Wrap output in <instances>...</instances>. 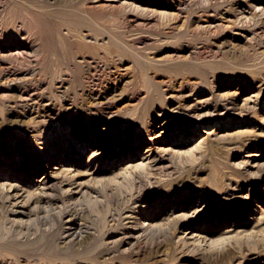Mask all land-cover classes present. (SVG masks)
I'll list each match as a JSON object with an SVG mask.
<instances>
[{"label":"rangeland","instance_id":"obj_1","mask_svg":"<svg viewBox=\"0 0 264 264\" xmlns=\"http://www.w3.org/2000/svg\"><path fill=\"white\" fill-rule=\"evenodd\" d=\"M12 1L0 264H264V0H34L75 18L49 58Z\"/></svg>","mask_w":264,"mask_h":264},{"label":"bare ground","instance_id":"obj_2","mask_svg":"<svg viewBox=\"0 0 264 264\" xmlns=\"http://www.w3.org/2000/svg\"><path fill=\"white\" fill-rule=\"evenodd\" d=\"M191 1V0H190ZM58 3V2H57ZM204 3V1H203ZM202 3V4H203ZM222 3V2H221ZM220 3V4H221ZM234 2L228 1V7H226L223 11H218L219 15H217V19L221 20V21H216L213 22L211 21V18L208 17L205 19L204 17V21L205 23H196V27L198 28H205V30H207V32L211 29H213L214 27L217 28V26L222 25L224 22L222 21H226L228 22L231 21L230 19L232 18L231 16L233 15H239V11H237V9L233 6ZM205 4V3H204ZM223 4V3H222ZM224 5V4H223ZM65 6V5H64ZM203 6V7H207ZM210 6V5H209ZM58 7V6H57ZM66 7V6H65ZM64 7V8H65ZM202 7V6H200ZM222 7V6H221ZM71 8V7H70ZM198 8V7H197ZM215 8V7H213ZM217 8V7H216ZM219 8V7H218ZM217 8V9H218ZM183 9V8H182ZM194 9V7H193ZM201 10V8H199ZM257 9H261V13H264V7L261 5V7H257ZM195 10V9H194ZM204 10V9H203ZM71 11V10H70ZM197 11V10H195ZM202 11H200L201 14ZM207 12V11H206ZM9 21L8 22H14L15 19H20L24 25H26V29L35 35H38L39 38H42L46 47L48 48V52L46 54L47 58H49L51 55V52L53 50H56L57 46H58V37L57 35H59V26L60 24L63 25H67V29L69 30V25L68 22H72L75 18L72 17V13L69 15V12L63 10V9H46V7H44V5L38 1H34V0H13L12 1V6L10 7V12H9ZM214 13V12H213ZM74 14V13H73ZM80 14V13H79ZM197 14V13H196ZM212 14V13H211ZM81 15V14H80ZM193 15V14H192ZM203 16V15H202ZM208 16V15H207ZM76 17V16H75ZM82 17V16H81ZM196 17V16H195ZM216 17V16H215ZM231 17V18H230ZM242 17V16H241ZM264 17V15H263ZM198 18V17H197ZM196 19V18H195ZM215 19V18H214ZM213 19V20H214ZM235 19V18H234ZM82 20V19H81ZM245 20V19H244ZM200 21V20H199ZM75 22V21H73ZM72 22V23H73ZM168 22V21H167ZM173 22V21H172ZM246 22V21H245ZM70 23V24H72ZM170 24V23H169ZM191 24V23H190ZM234 24V23H233ZM230 26L232 24H229ZM227 25V26H229ZM254 25V24H253ZM9 27H11L10 25H8ZM171 26V25H170ZM177 26V25H176ZM193 26V25H192ZM226 26V25H225ZM172 27V26H171ZM194 27V26H193ZM255 28H261L262 27V22L257 23L254 25ZM215 28V29H216ZM241 28V26L239 27ZM253 28V27H251ZM254 29V28H253ZM201 30V29H200ZM260 30V29H259ZM199 32V31H198ZM206 32V31H205ZM25 33V32H24ZM204 33V32H203ZM181 34V33H180ZM17 35V34H16ZM135 35V34H134ZM183 34H181L182 36ZM203 35V34H202ZM122 33H116L113 36H110L111 38L114 39V37L117 38H121ZM139 36V35H138ZM184 36V35H183ZM134 38V37H133ZM25 39V38H24ZM115 40V39H114ZM203 40V39H202ZM201 40V41H202ZM205 40V39H204ZM43 53V52H42ZM61 54V53H60ZM63 55V54H62ZM67 55V54H66ZM45 56V54H44ZM54 56V55H53ZM56 58V57H55ZM58 58V57H57ZM46 60V59H45ZM44 60V61H45ZM62 172V171H61ZM66 182V181H65ZM64 182V183H65ZM82 184V183H81ZM11 185V184H10ZM75 185V183H74ZM9 186V185H8ZM77 186V185H76ZM17 187V186H16ZM8 188V187H7ZM11 188V187H10ZM18 189V188H17ZM83 189V187H82ZM41 190V189H40ZM113 190V189H112ZM68 192V191H67ZM66 192V193H67ZM71 192V190H70ZM78 192V191H75ZM18 193V192H17ZM34 193V192H33ZM21 194V193H19ZM18 194V195H19ZM31 194V193H30ZM37 194V193H36ZM65 194V193H64ZM17 195V194H16ZM71 195V194H70ZM144 195V194H143ZM13 199V198H12ZM10 200V199H8ZM18 201V200H17ZM5 202V201H4ZM24 202V201H23ZM71 202V201H70ZM11 203V202H10ZM18 203V202H17ZM69 203V202H68ZM73 203V202H72ZM33 204V203H32ZM21 205V204H20ZM75 205V204H74ZM83 205V204H82ZM37 206V205H36ZM21 207V206H20ZM34 208V207H33ZM37 208V207H35ZM112 208V207H111ZM118 208V207H117ZM19 209V208H18ZM77 209V208H76ZM83 209V208H82ZM23 210V209H22ZM26 210V209H25ZM72 210V209H71ZM86 210V208H85ZM119 210V209H118ZM77 212V211H76ZM22 213V212H21ZM67 214V213H66ZM92 214V213H91ZM75 215V214H74ZM51 216V215H50ZM108 216V215H107ZM56 217V216H55ZM46 218V217H45ZM69 218V217H68ZM74 218V217H73ZM44 219V218H43ZM47 219V218H46ZM115 219V218H114ZM129 220V218L127 219ZM47 221V220H45ZM111 221V220H110ZM117 221V220H116ZM115 221V222H116ZM125 221V220H124ZM131 221V220H130ZM39 222V221H38ZM108 222V221H107ZM44 223V222H42ZM55 223V222H54ZM60 223V222H59ZM74 223V222H73ZM39 224V223H38ZM64 225V224H63ZM67 225V224H66ZM47 226V225H46ZM71 226V225H70ZM130 226V223H129ZM37 227V226H36ZM132 227V226H131ZM33 227H30V229H32ZM44 228V227H43ZM68 225H67V230H68ZM82 228V227H81ZM126 228V227H123ZM130 228V227H129ZM135 228V227H134ZM136 228H138L136 226ZM26 229V228H25ZM34 229V228H33ZM88 229V228H87ZM141 229V227L139 228ZM63 230V229H62ZM126 230V229H125ZM142 230V229H141ZM32 231V230H31ZM73 231V230H72ZM85 231V230H84ZM83 231V232H84ZM146 231V229H145ZM35 232V231H34ZM61 232V231H60ZM78 232V231H77ZM81 232V230H80ZM144 232V231H143ZM148 232V231H146ZM62 233V232H61ZM67 233V232H66ZM151 233V232H150ZM36 234V233H35ZM82 234V232H81ZM31 235V234H30ZM143 235V234H142ZM150 235V234H149ZM148 235V236H149ZM32 236V235H31ZM52 236V235H51ZM24 237V236H22ZM63 237V236H62ZM77 237V236H76ZM151 237V236H150ZM53 239V238H52ZM148 239V238H147ZM151 240V238H149ZM51 240V239H50ZM148 241V240H147ZM50 242V241H49ZM150 242V241H149ZM74 243V242H73ZM48 244V243H47ZM70 245V244H68ZM73 245V244H72ZM71 245V246H72ZM48 246V245H47ZM54 248V247H53ZM68 248V247H67ZM71 248V247H70ZM100 248H103L100 246ZM48 249V248H47ZM61 249V248H60ZM90 249V248H89ZM11 250V248H10ZM62 250V249H61ZM69 250V248H68ZM71 250V249H70ZM69 250V251H70ZM25 251V250H24ZM52 251V250H51ZM46 252V251H45ZM49 252V251H48ZM92 252V251H91ZM42 253V252H41ZM44 253V252H43ZM25 257V256H24ZM8 259V258H7ZM9 263V262H8ZM3 264V263H2Z\"/></svg>","mask_w":264,"mask_h":264}]
</instances>
